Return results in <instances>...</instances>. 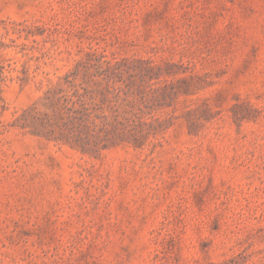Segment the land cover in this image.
Wrapping results in <instances>:
<instances>
[{
	"label": "rangeland",
	"instance_id": "rangeland-1",
	"mask_svg": "<svg viewBox=\"0 0 264 264\" xmlns=\"http://www.w3.org/2000/svg\"><path fill=\"white\" fill-rule=\"evenodd\" d=\"M0 264H264V0H0Z\"/></svg>",
	"mask_w": 264,
	"mask_h": 264
}]
</instances>
